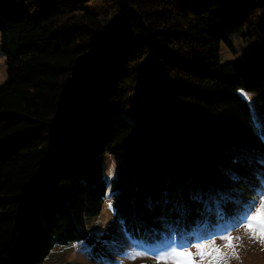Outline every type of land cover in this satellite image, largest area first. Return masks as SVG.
<instances>
[{
  "label": "trees",
  "instance_id": "trees-1",
  "mask_svg": "<svg viewBox=\"0 0 264 264\" xmlns=\"http://www.w3.org/2000/svg\"><path fill=\"white\" fill-rule=\"evenodd\" d=\"M97 1L0 0V264L178 240L233 220L264 179L241 95L264 112V0ZM236 36L249 51L225 68ZM107 190L112 216L89 231Z\"/></svg>",
  "mask_w": 264,
  "mask_h": 264
},
{
  "label": "rangeland",
  "instance_id": "rangeland-1",
  "mask_svg": "<svg viewBox=\"0 0 264 264\" xmlns=\"http://www.w3.org/2000/svg\"><path fill=\"white\" fill-rule=\"evenodd\" d=\"M102 1L103 0H98L97 2L102 3ZM108 1H110L111 3L114 2V0H105V2L107 3ZM111 3L107 5V8L100 7L98 5L102 10L107 13V18H109V16L112 17L116 15V10H114V12L110 8L113 6H111ZM249 40L250 39L246 40L245 38L236 36L232 40L234 49L224 44L222 45V64L225 68L236 57L248 53V44L250 43ZM5 77V55L0 51V83L5 79ZM243 92L248 94L249 99L247 100L250 103L253 113L255 112L256 116L260 119V121L264 123V112L261 111L258 107L257 96L250 91L243 90ZM262 162L264 163V160H262ZM104 174L107 179H110V177H112V175L114 174V161L113 158H111L110 156H107ZM262 181H264V179ZM261 187L262 182L260 188ZM256 198H258V192L254 199ZM108 199H111V194L109 190H107L101 211L96 215H90L85 217V224L89 231L101 233L105 225L110 220V217L112 216V211L107 208ZM234 219L228 222H220L206 229L204 225H202L196 230H190L189 232H186L177 241L186 238L189 243L194 244L200 241L216 239L217 244L222 245L223 241H221L218 236L223 233V229L224 227H226L227 230L230 231L232 236L241 237V239L238 241H233V243L236 245L234 249H223L224 253L226 254V260L224 264H264V244L260 243L258 240L252 239L250 236L245 235L244 228L242 226L232 227L231 224L234 223ZM193 233H198V235H193ZM133 240L134 239L130 238L129 240H127L125 235L121 236L118 242L119 251H117L116 249L118 247L117 243H113L111 246V242L105 241L107 248L103 251H100L99 253H96L94 255L96 258L90 255V250L87 247L85 241H78L72 245H55L41 264H68L72 261L85 264H121V261H123V264H155L154 249L146 247L143 244H134L132 243ZM133 250L146 251L148 254L144 257H138L135 260H129L128 254L131 253ZM233 251L237 254L238 258L232 256ZM111 252H114L115 254L113 257L118 259L116 261L114 260L112 263L108 262L106 259L111 256Z\"/></svg>",
  "mask_w": 264,
  "mask_h": 264
},
{
  "label": "snow or ice",
  "instance_id": "snow-or-ice-1",
  "mask_svg": "<svg viewBox=\"0 0 264 264\" xmlns=\"http://www.w3.org/2000/svg\"><path fill=\"white\" fill-rule=\"evenodd\" d=\"M241 95L245 99H249L248 94L243 92V90H241ZM253 123L260 139L264 140V123L260 121L255 112L253 113ZM231 179L235 182L239 177L232 175ZM218 196L223 200L230 199L229 194L226 192L219 193ZM220 199L216 200L217 207H219ZM107 208L110 211H114L111 199L107 200ZM220 215H222V212ZM231 226H242L245 235L264 244V181H262V187L258 189V198L242 206ZM193 235H198V233H193ZM218 238L223 241L222 245H218L216 239H209L193 244L189 243L186 238L177 241L174 236L170 240H165L163 243L156 245H148L145 241L136 240H133L132 243L143 244L146 247L154 249L155 264H224L226 254L223 249H234L236 245L233 241H238L241 237L232 236L230 231L224 227L223 233ZM147 254L146 251L133 250L128 254V259L135 260ZM232 256L238 258L234 251L232 252ZM121 264H123V261H121Z\"/></svg>",
  "mask_w": 264,
  "mask_h": 264
},
{
  "label": "clouds",
  "instance_id": "clouds-1",
  "mask_svg": "<svg viewBox=\"0 0 264 264\" xmlns=\"http://www.w3.org/2000/svg\"><path fill=\"white\" fill-rule=\"evenodd\" d=\"M200 226H202V225H200ZM200 226H199V227H200ZM199 227H198V228H199ZM198 228H196V229H198ZM196 229H194V230H196ZM189 231H190V230H189ZM189 231H188V232H189ZM151 244H155V243H151ZM90 255H91L92 257H94L93 254L90 253ZM113 256H114V253L111 252V256H109L108 258H106L107 261L112 263L114 260H115V261L118 260L117 258H114ZM94 258H95V257H94ZM118 258H119V257H118Z\"/></svg>",
  "mask_w": 264,
  "mask_h": 264
}]
</instances>
